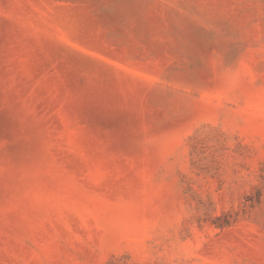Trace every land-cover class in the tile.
<instances>
[{"label":"rangeland","instance_id":"rangeland-1","mask_svg":"<svg viewBox=\"0 0 264 264\" xmlns=\"http://www.w3.org/2000/svg\"><path fill=\"white\" fill-rule=\"evenodd\" d=\"M0 264H264V0H0Z\"/></svg>","mask_w":264,"mask_h":264}]
</instances>
